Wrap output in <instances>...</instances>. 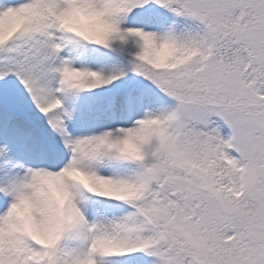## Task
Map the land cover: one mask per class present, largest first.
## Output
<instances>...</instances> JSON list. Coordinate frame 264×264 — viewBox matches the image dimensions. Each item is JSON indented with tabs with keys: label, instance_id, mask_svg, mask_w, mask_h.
<instances>
[{
	"label": "snow or ice",
	"instance_id": "snow-or-ice-1",
	"mask_svg": "<svg viewBox=\"0 0 264 264\" xmlns=\"http://www.w3.org/2000/svg\"><path fill=\"white\" fill-rule=\"evenodd\" d=\"M0 264H264V0H0Z\"/></svg>",
	"mask_w": 264,
	"mask_h": 264
}]
</instances>
